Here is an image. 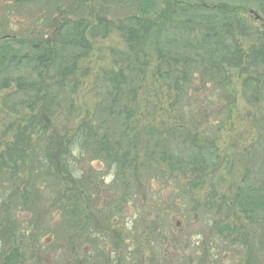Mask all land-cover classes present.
<instances>
[{
	"label": "rangeland",
	"instance_id": "374dc122",
	"mask_svg": "<svg viewBox=\"0 0 264 264\" xmlns=\"http://www.w3.org/2000/svg\"><path fill=\"white\" fill-rule=\"evenodd\" d=\"M76 1L63 3L60 15L39 1L0 0V39L39 33L49 41L57 32L55 20L81 22L85 39L84 48L70 54L79 56L74 72L62 79L24 61L2 70L5 78L39 74L52 84L55 101L28 113L21 104L25 95L13 83L0 89V158L6 161L0 168V264L10 257L12 264H105L109 256V264H240L236 245L227 249L232 239L210 227L225 223V206L234 204L247 171L264 169V84L245 87L246 76L230 73L233 100L200 76L182 85L181 62L162 66L150 41L134 61L116 29L136 15L139 0ZM219 5L264 31V0H155L154 14L181 27L188 16H203L202 7ZM47 12L50 18L44 19ZM99 20L109 24L106 30ZM253 43L258 44L249 37L242 46ZM67 57L71 63L68 52ZM120 71L119 83H109L107 76ZM32 122L38 123L34 132L23 129ZM79 127L87 145L72 148L70 166L39 163L50 153L45 140H68ZM19 134L29 150L39 144L34 163H22L14 153L15 163H8L7 151L20 144ZM94 137H104L117 157L151 166V174L118 179L116 165L91 154ZM184 138L202 148L204 177L172 170L169 162L146 154L160 142L174 157L186 158ZM207 204L215 208L207 210Z\"/></svg>",
	"mask_w": 264,
	"mask_h": 264
},
{
	"label": "trees",
	"instance_id": "16d2710c",
	"mask_svg": "<svg viewBox=\"0 0 264 264\" xmlns=\"http://www.w3.org/2000/svg\"><path fill=\"white\" fill-rule=\"evenodd\" d=\"M13 1L15 3L29 2V4L39 1L44 4V10H56L61 15V7L68 0ZM80 1L84 0H77L76 3ZM154 3L155 0H139L135 8L136 15L128 16L120 21V25L116 28L121 32L134 61H138L140 53H144L143 48L150 41L152 47L155 46L158 60L162 66L171 69L170 62L174 66L182 63L181 67H177L181 69L182 85L190 86L192 80L200 76L214 85L216 91H222L224 99L233 100L228 89L230 73L235 72L241 77L246 76L243 82L245 87L252 86V82L258 85L264 84V31L258 32V29H251L246 21L239 20L233 8L227 5L212 8L202 7L203 16L197 18L188 16L182 24L179 23L182 25L179 27L178 23H175L176 21L171 24L167 23L168 25L163 23L161 14H154ZM182 12L185 14L186 11ZM48 17L49 13L47 12L43 18ZM81 24V22H69L68 20L60 23L55 20L54 26H56L57 32L54 38L50 37L49 41H42L39 33L34 34L36 37L28 39H20L13 35H7L0 39V89L8 88L13 83L17 93L25 95L21 104L23 109L28 110V113H32L37 107H42L44 110L51 108L55 101L52 100V84L49 87L44 81L45 78H40L39 74L34 78L26 75L5 78L2 70L6 66L19 68L24 61L30 66L33 65L34 68L52 70L54 75L60 79L69 76L74 72V62L79 57L77 55L71 57L70 54L85 46ZM107 25L109 24L103 20H99L97 23V26L104 30L107 29ZM262 27L264 28V24ZM249 37L258 44L254 45L253 43L244 49L242 45ZM67 52L71 63H68V57L65 58ZM45 76L48 75L45 74ZM123 77L121 71L107 76L109 83L115 82L116 84ZM180 89L179 87L178 90ZM227 107L233 108L231 103ZM36 125L38 123L32 122L23 129L34 132ZM15 140H18L20 144L12 145L13 149L11 150L14 152H10L8 149L6 155L8 163H15V160L10 157L11 153H14L22 163H25L26 160L34 163L33 151L39 144L34 143L32 149L29 150L31 144L29 141H25L23 135L15 136ZM45 141L43 145L47 146L50 153L44 160L38 159L39 163L41 165L51 163L59 167L70 166L69 155L72 148L77 147L80 151L87 145V142L84 145V135L80 127L70 135L68 140ZM183 145L189 147V154L183 159L174 157V154L168 152L160 142H156L146 154L151 159L157 157V163L169 162V167L172 170L179 168L183 173L194 171L204 177L208 166L205 167L206 161L200 155L199 149L202 148L196 146L191 140L186 142L185 138ZM92 146L91 154L117 166L118 179L128 176L138 181L141 174L150 175L152 172V167H145V163L139 165L136 161L127 162L126 159L117 157L116 153L111 151V147L104 137L100 139L94 137ZM155 150L160 152L157 153ZM2 163L6 164V161L0 158V168L5 169L6 167ZM5 171L9 172L8 177L11 179L13 175L10 168ZM250 171H253V174L249 173ZM246 174L248 175L244 179L243 186L239 187L234 204L225 206V223L215 222L210 229H215L219 234H223L221 237L224 240L232 239L231 244L227 245V249L231 248L232 250L236 245L238 248L236 256L240 259L243 254L240 264H264V169L254 167L249 169ZM2 175L6 176L7 174L4 172ZM206 207L207 210L215 208L209 204ZM239 217H243L246 223L238 219ZM8 259L10 260L8 261ZM4 261L5 264H12L11 257ZM104 263H111L110 256L105 259Z\"/></svg>",
	"mask_w": 264,
	"mask_h": 264
},
{
	"label": "water",
	"instance_id": "95a60500",
	"mask_svg": "<svg viewBox=\"0 0 264 264\" xmlns=\"http://www.w3.org/2000/svg\"><path fill=\"white\" fill-rule=\"evenodd\" d=\"M254 16H255V18H256V19L258 18V16H257V15H255V14H254Z\"/></svg>",
	"mask_w": 264,
	"mask_h": 264
}]
</instances>
